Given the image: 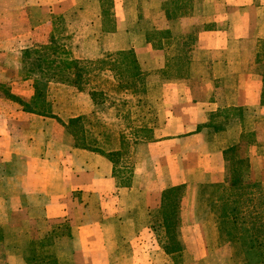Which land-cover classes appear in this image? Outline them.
Masks as SVG:
<instances>
[{
	"label": "crops",
	"instance_id": "obj_1",
	"mask_svg": "<svg viewBox=\"0 0 264 264\" xmlns=\"http://www.w3.org/2000/svg\"><path fill=\"white\" fill-rule=\"evenodd\" d=\"M1 1V247L19 244L4 264H26L21 246L47 236L51 222L69 225L54 241L59 264H174L160 248L144 246V230L152 236L136 218L157 209L164 190L183 186L199 198L206 186H229L232 162L243 160L244 180L264 193V0H188L171 21V0H113L105 10L100 0ZM55 17L72 41L79 35V56L71 41L61 42L72 60L130 52L144 86L111 99L102 88L104 96L94 97L95 82L50 80L38 108L46 115L26 111L38 75L27 72L24 52L52 44ZM166 31L194 37L188 56L165 48L179 43L156 47L149 39ZM113 111L114 120L100 118ZM77 118L104 154L78 147L63 125ZM145 126V136L133 134ZM195 218L178 235L183 264H219L218 254L241 264L228 244L212 251Z\"/></svg>",
	"mask_w": 264,
	"mask_h": 264
},
{
	"label": "trees",
	"instance_id": "obj_2",
	"mask_svg": "<svg viewBox=\"0 0 264 264\" xmlns=\"http://www.w3.org/2000/svg\"><path fill=\"white\" fill-rule=\"evenodd\" d=\"M182 1L171 0L166 10L170 21L174 20L175 11L180 10L181 5L189 7L188 0L180 4ZM100 2L105 10L111 6L113 0H100ZM53 20L58 27L52 32V44L24 52L26 59L29 60L27 72L29 74L36 73L39 76L34 81L36 94L34 100L31 104L23 105L26 111H36L46 115L44 110H38V108L44 105V94L50 80L57 79L74 85L82 83L88 85L93 79L96 82L91 83H94V89L98 91V95L94 93V97L104 96L105 93V96L111 99L116 96L120 97L122 91L144 86L138 64L130 52L106 54L103 59L94 62L83 61L79 58L72 60V52L61 43L62 41H72V38L66 36L61 18L55 17ZM149 39L156 44V47H162L163 41L166 40L179 43L181 48L179 45L171 49L164 47L168 53L184 50L186 56H188L194 41V37L189 34L177 35L171 31L151 34ZM62 66L63 70L57 72ZM67 71L69 74H74V78H68ZM58 75L59 79L56 77ZM103 75L107 77L104 80L102 79ZM101 88L106 92L102 93ZM63 125L75 137L78 147L104 154L100 150L101 145L98 142L87 141L90 139L86 135L92 136V134L88 129L86 131L81 118L71 119ZM146 129V126L139 127L133 134L145 136ZM119 137L124 138L125 136L119 135ZM120 145L125 147L123 142ZM106 155L110 160L118 162L115 159L117 152H109ZM243 167V160L232 162L229 186L220 184L206 186V189L200 191V202L208 208L209 212L213 208L215 210V215L212 213L213 216L209 222L213 224L216 236L219 238L216 247L224 245L223 243L229 244L237 263L264 264V193L260 189L259 183H249L244 180ZM124 176L123 186L129 184V175ZM183 191V186L164 190L161 194L160 207L156 211V216H153L155 217L153 231L160 249L171 257L174 264L184 263L183 245L177 234L181 225L180 208ZM1 241L0 230V246ZM25 261L26 264H59V259L53 250L52 240L45 238L31 242Z\"/></svg>",
	"mask_w": 264,
	"mask_h": 264
},
{
	"label": "rangeland",
	"instance_id": "obj_3",
	"mask_svg": "<svg viewBox=\"0 0 264 264\" xmlns=\"http://www.w3.org/2000/svg\"><path fill=\"white\" fill-rule=\"evenodd\" d=\"M1 6H2V1L0 0V7ZM74 36H75L74 37V41H71L72 44H74V46H75V48L73 47V51L75 53V56H79L77 47H78V43H80V38H79L78 34H75ZM69 50H71V48H69ZM91 82H96V80L92 79ZM113 113H114V111L113 112H109L108 116L101 114L100 118L107 117L108 120H114L112 117H109V116H112ZM114 123L115 122H108V124H111L113 126V128L119 129L118 127H115ZM123 177H125V176H123ZM190 196H191L190 192H188V191L186 192V190L184 189V191L182 192V201H181V208H180V219H182V222H181L180 227L177 230V234L180 235L181 232L184 231L183 229H185L186 227H188L187 229L191 228V230H192V227H194L193 224H195V223H190V219L189 218H190V216H194V217H196L195 220L198 223L203 224V226H204V231H205V233L207 235V240L206 241H207L210 249L212 251H216L218 248L222 247L223 245L220 246V247H216V244L219 241L218 240L219 238H217V236H216V229L213 227V224H211V222L207 221L208 219H210L213 216L212 213H214V215H215V210L213 208V210H211L209 212L208 208L205 205L201 204V202H200L201 201L200 200V198H201L200 197V192H199V198H197L195 196L190 198ZM134 201L137 204H139L141 202V200H139V199L138 200L135 199ZM160 202H161V197H160ZM159 207H160V205H159ZM159 207L157 209H154V210H147L146 213H145V216L143 215V211L142 210H139L138 214L136 215V218H138V220H140V223H141V224H139V230L142 232V229H144L146 227L148 232H149L147 234H149V236H150V233H151L152 237H148V235H146V230H144L145 234L143 235L144 237L141 240L142 243L144 244V246H147V248L148 247L149 248L150 247L151 248L152 247L160 248V246L158 244V241L156 239V234L153 231V228H154L153 219L155 218L153 216H156V211L159 209ZM142 220H143V222H142ZM0 222H1V220H0ZM0 226H1V223H0ZM49 227H50V229L47 232V236L42 237L41 239H37V240L36 239H31L29 237L30 239L27 238L25 240L26 244H24V246H21V247H23V249L26 251V254H28V248H29V245L31 244V242L40 241V240H43L45 238H50L52 240L53 250H54V253L56 255V244L54 243V241H55V239L57 237H60V236L64 237V236L67 235L68 230H69V225L67 223H64V222H51L49 224ZM35 229H36V226L30 225V230L31 231H34ZM31 237L34 238V233H32V232H31ZM182 241H184V240H182ZM223 244L227 245V243H223ZM182 245H183V243H182ZM4 246L7 249H5ZM10 246H11V248H10ZM18 246H19L18 243L15 246L12 245V243H11V245H3V247L0 246V264H4V257L6 255V253L8 251L12 252L13 249L16 248V247L18 248ZM190 256L191 255L189 254L188 257H190ZM216 256H218V258H219V262H218L219 264H226V262H225L226 259L224 258V255L218 254ZM234 260H235V257H234Z\"/></svg>",
	"mask_w": 264,
	"mask_h": 264
}]
</instances>
